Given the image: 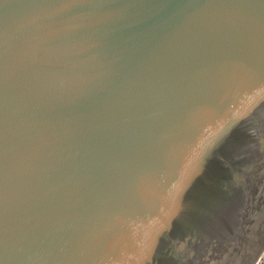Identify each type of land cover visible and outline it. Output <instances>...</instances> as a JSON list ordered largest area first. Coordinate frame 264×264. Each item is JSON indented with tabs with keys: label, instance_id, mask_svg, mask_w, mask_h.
I'll return each mask as SVG.
<instances>
[{
	"label": "water",
	"instance_id": "water-1",
	"mask_svg": "<svg viewBox=\"0 0 264 264\" xmlns=\"http://www.w3.org/2000/svg\"><path fill=\"white\" fill-rule=\"evenodd\" d=\"M264 0H0V264H255Z\"/></svg>",
	"mask_w": 264,
	"mask_h": 264
},
{
	"label": "built area",
	"instance_id": "built-area-1",
	"mask_svg": "<svg viewBox=\"0 0 264 264\" xmlns=\"http://www.w3.org/2000/svg\"><path fill=\"white\" fill-rule=\"evenodd\" d=\"M255 264H264V251L260 255V257L257 259V261L255 262Z\"/></svg>",
	"mask_w": 264,
	"mask_h": 264
}]
</instances>
